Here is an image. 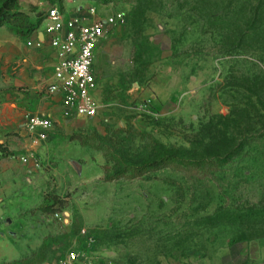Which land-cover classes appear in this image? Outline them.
Returning a JSON list of instances; mask_svg holds the SVG:
<instances>
[{"label": "rangeland", "instance_id": "rangeland-1", "mask_svg": "<svg viewBox=\"0 0 264 264\" xmlns=\"http://www.w3.org/2000/svg\"><path fill=\"white\" fill-rule=\"evenodd\" d=\"M54 5L124 20L94 63L99 114L56 121L36 156L44 178L32 182L24 215L33 253L4 264H56L73 249L95 264H264V139H248L233 112L250 95L243 80L264 69L258 46L239 40L250 18L264 16V0H18L0 49L23 39L9 26L44 21ZM213 8L236 37L218 29ZM16 63L0 50V76L39 77L38 63L24 71ZM243 142L251 143L235 155Z\"/></svg>", "mask_w": 264, "mask_h": 264}, {"label": "crops", "instance_id": "crops-1", "mask_svg": "<svg viewBox=\"0 0 264 264\" xmlns=\"http://www.w3.org/2000/svg\"><path fill=\"white\" fill-rule=\"evenodd\" d=\"M45 23L47 26L44 20L30 39H8L7 45L0 49L5 62L17 61L16 64L21 67L19 71L27 67L28 70L29 67L32 69V63H38L35 68L39 75L34 80L30 78L32 82L23 80L20 83H14V78L10 76H0V143L15 153L4 155L0 152V264L20 260L33 253L31 242L35 231L28 228V218L24 215L30 209L32 197L36 199L31 195L36 191L32 182L44 178V170L40 164L37 165L35 158L38 154H44L45 146L32 145L25 129V116L48 115L54 117L55 122L66 118L61 95L46 98L43 93L45 86L54 79V66L58 60L57 53L50 48ZM39 41L43 42V47L37 46ZM42 71L46 72L43 77ZM24 86L29 89H23ZM37 92L42 97L39 101L36 99ZM33 98L34 104L31 106ZM43 99H51L53 107L42 105ZM25 154L32 156L26 163L20 159Z\"/></svg>", "mask_w": 264, "mask_h": 264}, {"label": "built area", "instance_id": "built-area-1", "mask_svg": "<svg viewBox=\"0 0 264 264\" xmlns=\"http://www.w3.org/2000/svg\"><path fill=\"white\" fill-rule=\"evenodd\" d=\"M96 16L95 7L89 8L88 15H67L54 5L48 9L45 19L50 48L57 53L58 60L54 66V79L45 86L43 93L46 98L60 94L64 116L68 118H93L100 112L97 97L99 83L94 67L97 50L102 42L110 38L119 22L124 20V15L116 13L106 18ZM37 46L43 47V42L39 41ZM54 127L55 121L51 117L32 114L26 117L25 129L34 146L47 142ZM31 157V154H25L20 159L26 163ZM56 264L95 262L88 252L73 249Z\"/></svg>", "mask_w": 264, "mask_h": 264}, {"label": "trees", "instance_id": "trees-1", "mask_svg": "<svg viewBox=\"0 0 264 264\" xmlns=\"http://www.w3.org/2000/svg\"><path fill=\"white\" fill-rule=\"evenodd\" d=\"M18 0H4L2 5L0 6V26L4 25L6 22V14L7 10L10 9L14 3ZM218 8L216 9H209L207 14L213 17L217 23H221L218 26L219 30H223L225 35L229 38L236 37V28L233 27L232 24H226L225 21L222 22L219 17L217 16ZM214 15V16H213ZM264 16L256 13L254 18H250V23L253 25L251 29H249L245 36L240 38L239 40H252L255 45L258 46L257 51L259 61L263 64L264 67V30L261 28L263 24ZM43 20H39L38 23H30L28 21H21L20 28H13L9 26L11 31H14L17 35H19L23 39H30L32 35L40 28ZM223 25V26H222ZM245 84H241V88L247 90L250 95L242 98L237 99V105L234 109V114L236 117L237 126L239 128L243 127L244 130H247L248 139H253L254 141H259L264 139V69L260 70V72L255 73L252 77L248 76L246 78ZM250 137V138H249ZM246 139V138H245ZM251 142H243L238 144L239 149L237 150L236 154L240 153L242 148L246 145H249ZM0 152L4 155L15 154L11 152L7 147L0 143ZM167 160L164 158L156 159L152 162L145 163L144 165L138 166L133 168V177L141 176L144 174L148 169L152 168H160L163 166ZM107 179L110 180L109 176ZM42 211L46 209L44 207L41 208ZM48 211V210H46ZM57 212V211H56Z\"/></svg>", "mask_w": 264, "mask_h": 264}]
</instances>
